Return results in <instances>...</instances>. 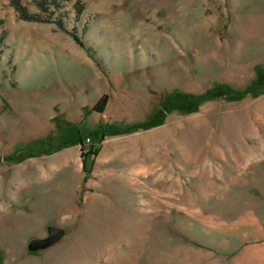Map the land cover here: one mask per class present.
Listing matches in <instances>:
<instances>
[{
	"label": "rangeland",
	"instance_id": "374dc122",
	"mask_svg": "<svg viewBox=\"0 0 264 264\" xmlns=\"http://www.w3.org/2000/svg\"><path fill=\"white\" fill-rule=\"evenodd\" d=\"M37 1L0 0V264H264V0Z\"/></svg>",
	"mask_w": 264,
	"mask_h": 264
},
{
	"label": "trees",
	"instance_id": "16d2710c",
	"mask_svg": "<svg viewBox=\"0 0 264 264\" xmlns=\"http://www.w3.org/2000/svg\"><path fill=\"white\" fill-rule=\"evenodd\" d=\"M11 4L13 5V7L17 10V12L19 13L20 17L24 20H29V21H37V22H42V21H45L43 19V17L40 15V14H32L28 11V9L22 4L21 0H10ZM37 6L38 8L41 10V11H48L49 10V4L47 2V0H39L37 1ZM80 9H82V7L79 8V12H80ZM49 14L51 12H48ZM60 26H61V22H59ZM73 38L74 40H76V42L78 44H80L81 46L83 45V43L81 42L80 38L77 36V35H73ZM262 80H260V83L264 86V77H261ZM262 86V87H263ZM182 97L183 99H181V103L183 104H187L189 105V109H193L194 106H190L191 104L194 103V99L193 97L191 96H186L184 94H182ZM177 102V100H174ZM106 103H107V96L106 95H102L92 106L91 108V111H96L98 113H102L105 109V106H106ZM180 103V102H179ZM180 103V104H181ZM179 105V104H177ZM160 124V123H158ZM156 124V125H158ZM150 126H153V125H145V123L142 125V127H150ZM140 126H130L128 128H126L124 131H129V130H133V129H136ZM83 160H84V165L86 164V161L88 159V157L90 155H95L97 154L98 152V148L97 147H90L89 150H87L86 148H83ZM84 172L85 174H88L89 173V169L87 167H84ZM86 176L85 175V178L84 180H86Z\"/></svg>",
	"mask_w": 264,
	"mask_h": 264
}]
</instances>
